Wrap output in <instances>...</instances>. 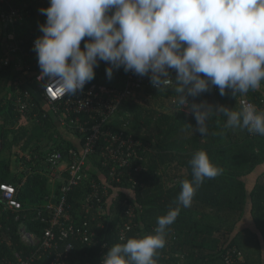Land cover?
<instances>
[{
  "label": "trees",
  "instance_id": "obj_1",
  "mask_svg": "<svg viewBox=\"0 0 264 264\" xmlns=\"http://www.w3.org/2000/svg\"><path fill=\"white\" fill-rule=\"evenodd\" d=\"M9 1L14 6H25L28 15L12 26L7 17L10 6L0 2V65L6 57L7 44L15 42L31 49L32 40L42 35L39 25L46 22V16L40 9L50 4V0ZM14 29L16 39L12 41L8 35ZM87 39L85 37L81 41L82 49ZM18 55L21 57V53ZM18 58L0 68V182H12L17 186V198L23 201L26 213L31 214L48 204L53 192L60 195L59 188L53 189L51 179L44 172L47 156L61 150L66 161L70 162L69 151L74 146L66 134L76 132L61 128L48 108L47 117L40 116L32 126L20 123L21 116L14 111L9 96L14 81L24 77ZM30 61H37L33 49ZM107 67L108 64L101 61L95 69V78L89 83L122 88L127 73L121 68L109 80L105 71ZM171 72L176 76L175 70ZM261 84L264 85V81ZM35 85L30 79L24 83L32 89ZM176 88L147 87L139 90L136 97L123 100L115 117L116 123L106 125L116 130L126 128L149 144L147 150H140L143 160L136 162L143 169L134 187L128 175L121 181L115 180L109 173V164L102 163L101 149L96 148L84 166L78 184L67 194V211L71 222L87 224L90 230L95 231L99 242L95 245L79 240L61 243V248L68 242L73 243L68 264H85L88 261L102 264V256L115 244L152 234L157 227V218L169 208L176 207L182 181L192 179L190 160L199 150H205L222 172L215 178L204 179L190 207H180L176 221L166 230L165 247L154 257L156 264H264V184L249 183V179L264 168V135L249 132L244 127H228L227 116L215 110L219 106L239 110L242 99L246 97L258 105V111H264V87L236 95L227 89L226 94L220 96L219 88L212 86L209 91L189 97L190 102H206L213 107L205 121L207 131L204 134L199 132L195 113L178 105L181 94L175 91ZM174 96L176 102H173ZM121 118H124L123 123ZM125 121H128L127 126ZM14 147L17 154H23L21 160L26 165V174L18 179L13 173L16 171L11 157ZM94 182L108 184L109 194L101 217L96 214V201L92 202L90 212H86L84 207ZM52 200L55 201L54 198ZM129 204L136 209L135 223L126 241H121L119 233L128 221L124 209ZM7 214L0 213V224L2 232L10 231L12 240L0 242L1 257L23 247L18 234L20 222L13 216L7 218ZM101 222L103 227H100ZM45 226L46 223L40 219L27 221L28 230L39 235ZM212 242L215 244L211 246Z\"/></svg>",
  "mask_w": 264,
  "mask_h": 264
},
{
  "label": "clouds",
  "instance_id": "obj_2",
  "mask_svg": "<svg viewBox=\"0 0 264 264\" xmlns=\"http://www.w3.org/2000/svg\"><path fill=\"white\" fill-rule=\"evenodd\" d=\"M110 9H115L111 15ZM40 12L46 22L39 25L42 35L33 45L40 76L63 94L82 91L101 61L108 64L109 80L123 68L148 76L156 88L172 84L170 70H175L178 105L195 113L204 134L213 107L189 97L212 86L220 96L227 89L244 94L264 81V0H50ZM215 110L227 116L228 127L264 135V111L254 105ZM190 164L192 179L182 181L176 207L157 218L152 234L112 246L102 264H156L154 257L165 247L166 230L180 207H190L204 179L222 172L205 150L197 151Z\"/></svg>",
  "mask_w": 264,
  "mask_h": 264
},
{
  "label": "built area",
  "instance_id": "obj_3",
  "mask_svg": "<svg viewBox=\"0 0 264 264\" xmlns=\"http://www.w3.org/2000/svg\"><path fill=\"white\" fill-rule=\"evenodd\" d=\"M0 2L10 6L7 17L12 26H15L17 21L24 20L28 15L25 6H14L9 0H0ZM114 11L115 9H110L108 14L111 15ZM8 38L12 41L16 39L15 29L9 33ZM35 40H32L30 50L15 42L6 46V57L2 60L0 68L2 65H10L14 58H18V53H21L18 60L19 67L24 74L22 79L17 78L14 81L13 90L9 95L13 109L22 118L39 121L40 116L47 117L48 108L62 126L75 130L81 143L78 145L80 148L70 149V162L66 161L65 153L61 150H55L48 154L47 167L44 172L51 181L57 184L60 195L53 192L51 201L38 211H33L31 214L26 213V206L23 201L17 198V186L11 182H0V213H8L7 218L13 216L15 221L20 222L18 234L23 243V247L14 249L12 254L0 256V264H68L73 243L68 242L63 248H61V243L68 240H79L89 245L97 244L99 239L95 231L90 230L87 224L77 225L71 222L67 211V207H69L67 205L68 192L78 184L84 166L87 165L89 157L97 147L101 149L102 163L109 164L111 177L121 181L123 176L128 175L133 187L136 186L140 170L143 169L142 165H137L136 162L143 160L140 150H147L149 144H145L140 138L129 133L126 128L116 130L106 125L116 123L115 117L123 100L128 97H136L139 90L147 87L173 89L179 86L171 70L173 83L161 88L152 86L148 76L141 77L128 72L125 84L120 89L97 83H87L82 91H78L74 95L63 94L49 78H41V70L37 69L39 67L38 60L31 63L30 55ZM28 79L36 84L35 88L24 86ZM245 103L254 105L257 111L260 109L246 97L242 99V105ZM181 108L188 111L187 105H183ZM122 119L124 118H121L120 122ZM127 124L128 121H125L124 125L127 126ZM57 181L62 184H58ZM108 190L107 183L97 184L94 182L85 201L86 212H90L92 202L96 201L98 203L96 214L101 217L104 213L105 198L109 194ZM135 212L136 209L132 204L127 205L124 209L128 221L125 222L119 233L121 241H126L128 232L134 226ZM36 219L46 223L42 235L27 228V221ZM103 226L104 223L101 222L100 227ZM11 240L10 231L2 232L0 224V242H11ZM106 254L102 256V262ZM85 264L91 263L88 261Z\"/></svg>",
  "mask_w": 264,
  "mask_h": 264
},
{
  "label": "rangeland",
  "instance_id": "obj_4",
  "mask_svg": "<svg viewBox=\"0 0 264 264\" xmlns=\"http://www.w3.org/2000/svg\"><path fill=\"white\" fill-rule=\"evenodd\" d=\"M149 98V97H148ZM173 98V97H172ZM141 99V98H140ZM139 99V100H140ZM173 102H176V97L174 96V98H173ZM175 110H176V108H175ZM20 123L21 124H23L24 126H28V127H30V126H32V124H33V120H31V119H26L25 117H23V118H21L20 119ZM1 147H2V145H1V143H0V149H1ZM17 148L16 147H14L13 148V152H12V154H11V157H12V162H13V167H14V170L16 169V171H13V173L14 174H16V176H17V179L18 178H20V177H22V176H24L25 174H26V172H25V170H26V165H25V163L23 162V160H21V156L23 155L22 153H20V154H17ZM51 183H52V185L54 184V182L53 181H51ZM131 192V191H130ZM215 242H219V240H217V239H215L214 240ZM215 243L214 242H212L211 243V246L212 245H214Z\"/></svg>",
  "mask_w": 264,
  "mask_h": 264
},
{
  "label": "crops",
  "instance_id": "obj_5",
  "mask_svg": "<svg viewBox=\"0 0 264 264\" xmlns=\"http://www.w3.org/2000/svg\"><path fill=\"white\" fill-rule=\"evenodd\" d=\"M18 62V61H17ZM264 87V85L263 84H261V88H263ZM188 108V107H187ZM55 117V116H54ZM22 118V117H21ZM56 119V118H55ZM33 121H37V120H33ZM56 121H57V119H56ZM58 122V121H57ZM58 125L61 127V128H69V127H67V126H62V124H60L59 122H58ZM110 125V124H109ZM69 129H72V128H69ZM73 130V129H72ZM67 136V138L73 143V148H80V146H78V145H80V138H79V136L76 134V133H72V132H70V133H68V134H66ZM72 149V148H71ZM256 182H259V183H263L264 184V168H262V170H260V172L259 173H257L254 177H251L250 179H249V183H251L252 185L254 184V183H256ZM12 183V182H11ZM53 189H57V184H53Z\"/></svg>",
  "mask_w": 264,
  "mask_h": 264
}]
</instances>
